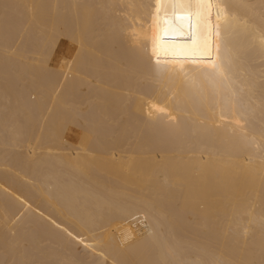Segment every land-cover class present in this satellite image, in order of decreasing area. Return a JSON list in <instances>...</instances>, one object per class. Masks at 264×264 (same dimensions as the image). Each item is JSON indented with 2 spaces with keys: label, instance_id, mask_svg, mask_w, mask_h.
<instances>
[{
  "label": "bare ground",
  "instance_id": "6f19581e",
  "mask_svg": "<svg viewBox=\"0 0 264 264\" xmlns=\"http://www.w3.org/2000/svg\"><path fill=\"white\" fill-rule=\"evenodd\" d=\"M260 3L0 0V264H264Z\"/></svg>",
  "mask_w": 264,
  "mask_h": 264
},
{
  "label": "snow or ice",
  "instance_id": "6c2138e0",
  "mask_svg": "<svg viewBox=\"0 0 264 264\" xmlns=\"http://www.w3.org/2000/svg\"><path fill=\"white\" fill-rule=\"evenodd\" d=\"M171 6L174 9L173 16L177 20H188L189 28L193 27L192 20L195 19L196 25L199 27V31L202 36H206V34L210 30V22L212 18V9L215 7L216 9V20H220V16L225 12L226 9H230L233 6L240 7H255V5H250L249 0H233L231 4H225L223 7L219 3L213 2V0H155L154 4V19L159 20V16L162 10L165 12V16H167V7ZM182 9L180 12H176L175 9ZM261 8V18L264 20V0H261L260 3ZM165 24H168V20L166 19ZM236 17H226V23L231 26V24L236 23ZM217 31L216 35H219V23L215 25ZM178 31L183 33V26H177ZM165 35L168 33V28L164 29ZM190 37L194 36L193 32H189ZM205 43L207 40L205 39ZM217 52H219V46L216 48ZM262 51H264V45H262ZM212 75L207 77L211 83L214 85L219 84L222 88L230 89L231 87V77L225 74V69L219 63L211 64ZM217 95H222L221 92H217ZM235 93H233V96ZM227 101V97H223ZM71 235V233H69ZM83 243V241H81ZM178 264H184V262H178Z\"/></svg>",
  "mask_w": 264,
  "mask_h": 264
},
{
  "label": "rangeland",
  "instance_id": "374dc122",
  "mask_svg": "<svg viewBox=\"0 0 264 264\" xmlns=\"http://www.w3.org/2000/svg\"><path fill=\"white\" fill-rule=\"evenodd\" d=\"M69 44H70V41L69 39L67 38H62L61 41H60V44H59V52L62 53V52H66L68 47H69Z\"/></svg>",
  "mask_w": 264,
  "mask_h": 264
}]
</instances>
